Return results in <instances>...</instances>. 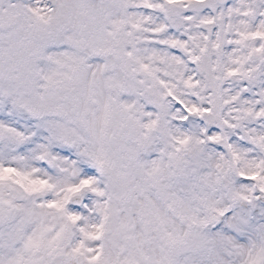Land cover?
<instances>
[{"label":"snow or ice","instance_id":"snow-or-ice-1","mask_svg":"<svg viewBox=\"0 0 264 264\" xmlns=\"http://www.w3.org/2000/svg\"><path fill=\"white\" fill-rule=\"evenodd\" d=\"M0 264H264V0H0Z\"/></svg>","mask_w":264,"mask_h":264}]
</instances>
